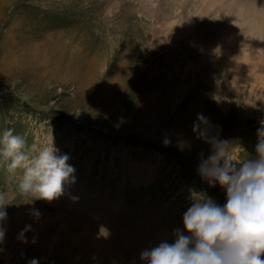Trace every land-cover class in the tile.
Listing matches in <instances>:
<instances>
[{
	"label": "rangeland",
	"instance_id": "rangeland-1",
	"mask_svg": "<svg viewBox=\"0 0 264 264\" xmlns=\"http://www.w3.org/2000/svg\"><path fill=\"white\" fill-rule=\"evenodd\" d=\"M228 1L0 0V131L24 135L26 150L53 139L68 154L75 180L62 200L87 204L93 220L75 222L114 241L120 264H145L142 250L171 242L192 195L225 202L223 187L197 172L211 150L200 115L238 158L255 152L264 42ZM19 179L0 160V264H60L17 211L66 205L28 201Z\"/></svg>",
	"mask_w": 264,
	"mask_h": 264
},
{
	"label": "clouds",
	"instance_id": "clouds-1",
	"mask_svg": "<svg viewBox=\"0 0 264 264\" xmlns=\"http://www.w3.org/2000/svg\"><path fill=\"white\" fill-rule=\"evenodd\" d=\"M199 118L206 127L198 135L211 150L206 157L201 154L197 172L209 185L219 183L226 200L221 204L208 195H192L182 213L183 228L174 229V239L145 248L140 257L145 264H264V127L257 129L255 152L240 159L231 140L211 134L210 122ZM26 148L25 136L12 127L0 131V160L7 161L11 172L20 170L18 187L33 197L28 201L51 200L75 180L68 154L59 153L53 139L31 144L30 151ZM4 203L0 202V219L7 215ZM4 232L0 226V240Z\"/></svg>",
	"mask_w": 264,
	"mask_h": 264
},
{
	"label": "bare ground",
	"instance_id": "bare-ground-1",
	"mask_svg": "<svg viewBox=\"0 0 264 264\" xmlns=\"http://www.w3.org/2000/svg\"><path fill=\"white\" fill-rule=\"evenodd\" d=\"M227 4L231 5V7L238 4L237 13L240 15L242 27L249 34L252 33L257 41L264 42V3L258 0H231ZM64 194L65 191L54 197V199L64 203L66 208L56 207L55 210H52L22 205L17 213L24 224L23 228L34 230L33 232L38 234L43 241L44 244L42 245L48 247L49 252L61 253L60 264H120L111 250L117 248L114 245V241L106 238L95 240L94 232L90 231L91 233H87L82 229L84 228L82 225L75 222L76 219H84L81 217H85V219L91 218V216H88L89 214L87 215L88 212L84 211L87 204L83 203V208L78 203H75L76 200H72L73 198L70 203L67 198L62 200ZM107 205H109L107 202H103L97 207H107ZM34 210H38L39 214L37 215ZM61 215H68L70 218L67 216L68 219H65ZM111 220L114 221L113 216ZM88 227H93L94 229L96 226L92 224L86 228ZM95 237L97 236L95 235ZM94 240L96 242L102 241L103 244L100 247H105L98 249L99 245Z\"/></svg>",
	"mask_w": 264,
	"mask_h": 264
}]
</instances>
